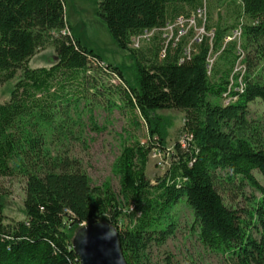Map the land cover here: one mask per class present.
<instances>
[{"label": "trees", "instance_id": "obj_1", "mask_svg": "<svg viewBox=\"0 0 264 264\" xmlns=\"http://www.w3.org/2000/svg\"><path fill=\"white\" fill-rule=\"evenodd\" d=\"M97 1L117 46L135 62L131 81L70 35L65 0H0V85L21 73L0 104V179H27L24 220L4 215L0 194V264H80L74 238L97 223L117 230L127 264H145L150 245L174 235L172 211L181 202L200 243L225 264H264V185L257 177L264 179V137L251 136L248 121L250 106L264 104V0L232 2V27L222 18L210 25L211 0ZM203 9L205 23L197 17ZM194 16L206 32L200 40L194 29L178 42L165 36L168 25ZM236 31L240 37L230 39ZM150 34L146 52L131 47ZM49 47L54 64L30 68ZM239 62L244 73L234 74ZM113 77L120 85L105 83ZM82 101L98 132L95 105L126 109L137 127L140 119L145 124L146 143H124L112 166L119 194L110 183L94 187L64 149L78 126L72 109ZM162 111L184 114L183 143L176 141L169 169L152 181L149 156L165 150L168 135Z\"/></svg>", "mask_w": 264, "mask_h": 264}, {"label": "rangeland", "instance_id": "obj_2", "mask_svg": "<svg viewBox=\"0 0 264 264\" xmlns=\"http://www.w3.org/2000/svg\"><path fill=\"white\" fill-rule=\"evenodd\" d=\"M232 2L237 0H211L210 25L214 26L219 18L223 19L226 27H232L236 22L230 17ZM65 20L70 28V35L80 39L82 45L98 55L106 65L122 68L127 80L135 77V62L129 53L120 49L105 22L99 16L97 0H65ZM194 38L206 35L203 27L196 26ZM188 29V31L190 30ZM167 32L170 33L169 30ZM67 33H69L67 31ZM188 33V32H187ZM171 34V33H170ZM187 35V34H186ZM152 35H149L151 37ZM193 40V39H192ZM242 39L239 44H242ZM150 42L145 39H136L131 47L146 52L150 49ZM56 61V53L52 47L40 51L29 63L30 68L49 67ZM211 61H214L213 59ZM21 73L14 80L0 85V104L10 98ZM106 84L120 85V81L113 77ZM213 104H222L223 101L209 97ZM94 117L100 132L93 129L88 117V106L84 101L72 109V117L78 123L71 140L65 144L68 155L81 164L83 170L92 180L94 187L110 183L112 189L119 194V177L112 171V166L120 156L124 143H133L138 140L146 143L147 132L143 121L140 127L133 123V118L126 109L115 107L107 109L104 105H95ZM168 123V135L165 150L155 149L149 156L147 177L154 181L163 175L170 166L173 149L177 140H182L180 130L184 126V114L179 111H162L157 113ZM248 121L249 134L253 136L260 132L264 137V104L256 102L250 106ZM264 185V179L257 174ZM27 179L25 177L0 179V194L3 195L4 215L8 219L22 221L24 216V200ZM248 196L259 195L247 188ZM175 226L174 235L163 244L153 243L144 253L145 264H225L224 257L209 251L199 241L198 230L195 228L194 216L190 208L179 203L172 211ZM128 225V219H123L121 227Z\"/></svg>", "mask_w": 264, "mask_h": 264}, {"label": "water", "instance_id": "obj_3", "mask_svg": "<svg viewBox=\"0 0 264 264\" xmlns=\"http://www.w3.org/2000/svg\"><path fill=\"white\" fill-rule=\"evenodd\" d=\"M80 264H127L117 230L108 223L85 225L74 238Z\"/></svg>", "mask_w": 264, "mask_h": 264}, {"label": "built area", "instance_id": "obj_4", "mask_svg": "<svg viewBox=\"0 0 264 264\" xmlns=\"http://www.w3.org/2000/svg\"><path fill=\"white\" fill-rule=\"evenodd\" d=\"M197 17H198V19L203 20V22L205 23L206 18H207L206 9L199 10L197 12ZM196 26H197V20H196L195 16L191 17L189 19L180 18L174 24L168 25L164 29V32H166L165 36L166 37L169 36V40L174 38L175 42H178L181 37H183V36H185L187 34L188 29L196 28ZM201 27H203V31H205L204 30V26H201ZM167 30H169L171 34L169 32H167ZM175 32H177V35L174 37V33ZM240 35H241L240 31H236L234 33L233 37L230 38V39H232V40L233 39H238L240 37ZM147 37H149V35H147L145 37H142V38H147ZM142 38H140V37L139 38H135V39H133V41L136 40V39L139 41ZM197 39L200 40V37L197 38ZM235 73H242V74L244 73V67L240 64V62L238 63V65H237V67H236V69L234 71V74ZM239 83H241V80H239ZM233 85H234V81L231 79V88L233 87ZM226 103H228V101ZM181 141H182L181 143H183V140H181Z\"/></svg>", "mask_w": 264, "mask_h": 264}]
</instances>
